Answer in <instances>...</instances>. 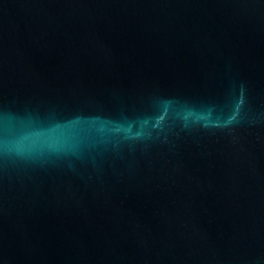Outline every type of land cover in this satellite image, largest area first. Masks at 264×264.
<instances>
[{
    "label": "water",
    "instance_id": "obj_1",
    "mask_svg": "<svg viewBox=\"0 0 264 264\" xmlns=\"http://www.w3.org/2000/svg\"><path fill=\"white\" fill-rule=\"evenodd\" d=\"M0 264H264V0H0Z\"/></svg>",
    "mask_w": 264,
    "mask_h": 264
}]
</instances>
